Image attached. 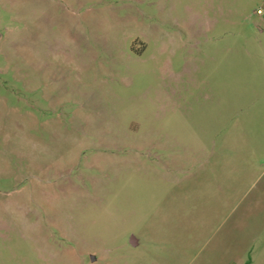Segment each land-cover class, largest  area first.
<instances>
[{
    "label": "rangeland",
    "instance_id": "rangeland-1",
    "mask_svg": "<svg viewBox=\"0 0 264 264\" xmlns=\"http://www.w3.org/2000/svg\"><path fill=\"white\" fill-rule=\"evenodd\" d=\"M217 187L264 188V0H0V264H195Z\"/></svg>",
    "mask_w": 264,
    "mask_h": 264
},
{
    "label": "crops",
    "instance_id": "crops-1",
    "mask_svg": "<svg viewBox=\"0 0 264 264\" xmlns=\"http://www.w3.org/2000/svg\"><path fill=\"white\" fill-rule=\"evenodd\" d=\"M255 190L256 193H253ZM242 191L236 188L212 189L211 198L206 204L212 206L214 237L212 241H203L196 254L195 264H254L253 261H247L246 252L261 235L262 230L259 228H264V219L259 213L251 218L252 212L264 211V188L248 189L245 193ZM237 202L244 203L243 212L238 215ZM243 227L254 229L245 232L241 229ZM244 234L251 238L243 237Z\"/></svg>",
    "mask_w": 264,
    "mask_h": 264
},
{
    "label": "built area",
    "instance_id": "built-area-1",
    "mask_svg": "<svg viewBox=\"0 0 264 264\" xmlns=\"http://www.w3.org/2000/svg\"><path fill=\"white\" fill-rule=\"evenodd\" d=\"M260 12V11H259Z\"/></svg>",
    "mask_w": 264,
    "mask_h": 264
}]
</instances>
